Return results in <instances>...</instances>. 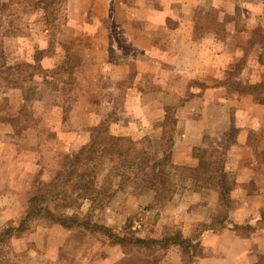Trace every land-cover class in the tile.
Here are the masks:
<instances>
[{"label": "crops", "instance_id": "obj_1", "mask_svg": "<svg viewBox=\"0 0 264 264\" xmlns=\"http://www.w3.org/2000/svg\"><path fill=\"white\" fill-rule=\"evenodd\" d=\"M133 2L136 8L131 6L130 10H126V24L122 29L128 40L130 38V47L141 51L145 60L131 57L122 63H117L114 58L110 30L111 21L119 19L118 0L67 2L68 22L60 38L75 35V39L79 40L82 36L86 37L87 44L83 49L87 54L78 61V68L82 65L90 66L95 72L92 80L101 82V86L97 87L96 91L92 88L91 92L87 93L91 98H95L94 95L100 97V100L94 102L86 98L82 105L83 99H79L72 107V116L80 113L79 118L82 119L79 122L72 120L56 123L55 128L51 127L58 131L56 139H60L62 143V150L58 154L66 155L72 146L87 143L90 137L88 128L96 126L104 115L116 111L114 100L119 95L124 98L121 109L123 118L112 122L111 133L133 141L161 129L166 107L185 103L188 116L178 117L182 132L175 142L172 161L178 169L173 175L180 181L177 185L178 191L188 192L189 202L177 203L175 208L180 209L178 212L182 211L183 206L188 208L204 201V193H217L214 189L206 187L196 189V184H187L182 179L183 174L180 173H183V170L190 172L199 167L200 160L194 153L195 149L207 148L206 137H210L215 143H226L230 130L236 131L225 163L226 171L232 180L231 199L235 202L232 203L229 222L235 227L205 236L204 248L207 254L197 258L194 264H264V104L256 101L253 89L250 88L249 93H240L227 85L236 66L245 60V48L254 32L264 31V0ZM142 2H145L146 7ZM205 6L219 11L222 27L221 30H207L200 41L194 42V15ZM143 10L148 12L149 25L157 26L143 28L128 23H137V20L132 18L140 15L139 12ZM168 20L175 26L169 27ZM88 27L91 29L87 30ZM162 31L167 34L168 39L165 41L162 36L158 37V33ZM80 33L83 35L79 36ZM147 35L153 38L149 48L138 41L141 36L146 38ZM134 38L138 39L135 41ZM80 48L81 46H76V54L81 52ZM53 60L55 61L47 58L43 63L52 67ZM145 64L154 65L148 66L146 76ZM258 64L259 62L252 61L250 65ZM246 69L235 80L241 81L246 87L257 85L260 82L259 73L247 76ZM81 77L82 75L78 76V80ZM145 77L147 79L143 81ZM149 80L153 82L148 89L154 85L152 93L146 88V81ZM164 80L168 82L164 89L166 93H163L161 84ZM157 82L160 87L156 86ZM104 95L107 96V101L101 99ZM53 110L59 113L63 111L56 106ZM9 126L10 129L13 128ZM28 131L29 129L26 132ZM7 133L14 132H9L8 129L5 134ZM14 147V137H7L6 141L0 142V191L13 188L15 176L20 178V184L25 186L23 181L29 180V176L36 171L34 164L29 169L25 168ZM40 155V159L47 157L44 153ZM55 160H59V156ZM60 164L49 165L47 168L51 169V173H55ZM38 167L40 168V165H37ZM26 192L28 194V191ZM25 193L22 192L21 198L18 199H5L6 206L0 210V228L12 222L14 225L18 224L28 207L29 197ZM215 202V199L208 202V208L217 209ZM190 209L178 216L179 220L170 214L176 224H183L186 237L191 234L192 224L209 223V217L197 215L194 211L190 213ZM239 227H251V230L249 233L240 234L237 230ZM64 233L67 232L59 227L50 229L49 247H59L60 240L54 238V235ZM179 252L172 250L169 253V263L182 264Z\"/></svg>", "mask_w": 264, "mask_h": 264}, {"label": "trees", "instance_id": "obj_2", "mask_svg": "<svg viewBox=\"0 0 264 264\" xmlns=\"http://www.w3.org/2000/svg\"><path fill=\"white\" fill-rule=\"evenodd\" d=\"M67 2L68 0H10L0 3V94L22 91L26 85L33 83L37 75H43L44 80L51 82L50 91L55 94L54 105L67 112L71 111L72 106H66L70 98L63 94L66 88L75 83L78 70L71 42L58 43L65 52L63 55L61 53L56 56V51L49 53L48 48H42L27 63L20 62L8 51L11 42L30 35L31 24L27 21L29 13L42 12L41 23L48 32L44 40L49 42L50 38H54L58 41L68 22ZM194 22V42L200 41L207 30H220L222 27L219 11L208 6L194 15ZM170 23L173 22L168 20V24ZM120 49L119 52L114 50L116 62L130 60L129 52ZM253 49L260 51L258 60L264 68V31L254 32L245 48V60L236 66L231 76L236 75L235 78H238L241 75L247 65V53ZM47 58H57L52 67L44 65ZM227 85L240 93H249L250 88L253 89L256 101L264 104V83L246 87L241 81L231 79L227 81ZM176 107H166L160 141L155 142L149 134L139 141L122 140L111 133L113 121L104 115L96 126L88 128L90 137L87 143L69 149L60 170L51 174L46 169L38 170L33 183L40 191L30 199L28 209L20 217L19 226L0 230V264H17L13 262L10 253L5 252L12 239L28 231L54 226L68 231H85L108 241L111 247L122 254L117 262L119 264H129L132 260H137V264H166L165 256L173 249L182 251L188 260L187 264H194L195 254L204 248L205 236L235 227L229 222L232 180L225 168L226 156L236 135L235 130L226 143H215L213 139L206 137L207 148L195 149L194 152L200 160L201 170H190L191 176L197 180L196 184H204L206 188L218 193L220 204L227 210L226 214L216 216L209 223L196 224L190 236L186 237L180 230H175L160 239L131 234L134 222L131 218L120 232L101 223V217L107 208L113 205L119 193L126 192L127 189L151 192L156 197L155 203L158 202L159 205L173 199L175 190L169 184L171 177L178 172L172 160L180 128ZM181 132L180 130V134ZM7 137L11 135H3L0 130V142L6 141ZM156 146L160 148L157 150ZM202 174L205 175L204 181L200 179ZM14 195L16 193L8 192V189L0 191V210L6 206L5 199ZM111 259L113 262L117 260Z\"/></svg>", "mask_w": 264, "mask_h": 264}, {"label": "rangeland", "instance_id": "obj_3", "mask_svg": "<svg viewBox=\"0 0 264 264\" xmlns=\"http://www.w3.org/2000/svg\"><path fill=\"white\" fill-rule=\"evenodd\" d=\"M10 0H0V3L2 2H9ZM120 9H119V18L117 21L116 19L112 20L110 25L111 30V42L113 46V53L114 50L116 52L121 51L120 48L126 49L129 52V56L133 58H138L141 60H145L144 54L135 49L130 47V38L128 40L126 34L124 33L122 27L124 24H126V16L125 12L126 10H130V7L136 8V5H133V0H118ZM145 5V2H142ZM158 6V5H156ZM126 7V8H125ZM143 7V8H145ZM202 8H200L201 10ZM197 11V10H196ZM199 11V10H198ZM124 14V15H121ZM145 10L139 12L140 15H138L135 18H132L134 20H137V23L134 21H129L128 23L130 25L143 27H151V26H157V25H149L150 20H147L149 18V15L147 14ZM196 13V12H195ZM125 16V17H124ZM27 21L31 24V32L29 36L19 38L16 41H13L8 46V51L13 54L15 58H18L20 62L27 63L33 60V58L36 56V54L40 51L42 48H48L47 52L49 53H55L56 56L62 55L65 53L64 50H61L58 43L62 42H71L74 46V55H75V61L78 64V61H81L82 58H84L85 54L87 52L85 49H83V46L86 47V37L82 36L83 34H79L80 37L79 40L75 39V35L71 36L66 35L67 37L60 38V35L58 37V41H55L54 38H50L49 42L44 40L45 36L48 34V32L43 27L42 22V12L38 13H29L27 17ZM128 21V19H127ZM167 25L175 26L174 23H170ZM115 28V29H114ZM91 29L90 27L87 28ZM221 30V29H220ZM216 31V30H213ZM116 32L115 37L112 38L113 33ZM52 35V34H51ZM162 36L163 40L166 39V33L164 31L158 33V37ZM132 37V36H131ZM75 39V40H74ZM133 39V38H132ZM135 41L138 38H134ZM78 41V42H77ZM141 44L144 46H147L149 48L151 42L153 41V38L147 37L141 38L138 40ZM47 42V43H44ZM129 42V43H128ZM76 46H81L80 53L77 52L76 54ZM49 50V51H48ZM127 52V53H128ZM260 51H256V49H253L252 51L247 53L248 59L247 61L249 64L245 67L247 68L245 72L248 74L247 76H253L252 73L260 75V82L264 83V68L260 65H250L251 62H259V56ZM114 58H116L114 56ZM57 58H55V61ZM54 61V60H53ZM54 61V63H55ZM149 61V60H147ZM54 65V64H52ZM146 65V64H145ZM148 66H154L153 64H148L146 67H144V75L146 76V72ZM244 68V69H245ZM95 72L93 71L90 66H79L78 70L76 71V81L73 84L72 87L66 88V90L63 92L64 95H68L70 98V102H66V106H74L80 99L85 103L86 98L88 100H94L96 102L97 100H100V97L91 98L87 93H90L92 88L96 91L97 87L101 86V82H94L92 80L93 75ZM82 75L81 79L78 80V76ZM236 75L230 76L229 80L233 79L235 80ZM147 78L145 77L143 81H145ZM236 81V80H235ZM153 81L149 80L146 81V88L148 89L149 85L152 84ZM50 81L44 80L43 75H37L34 78L33 83L26 85L22 91H16V92H9L7 94H0V130L2 134L4 135L6 130L9 129L10 131H13L14 133H7V135H11V137H14L16 142L15 150L18 152V155L22 158L20 159V162L25 166V168H30L33 164L35 165L33 168H35L34 174L29 176V180L25 179L23 181L24 185H21L20 178L14 177V186L13 188H8V192H15L16 195L12 197L13 199L21 198V193L28 191V194L25 193L30 199L36 195L40 188L34 185V179L37 177V171L38 170H47L51 174V169L47 168L49 165H55L56 163L60 164L61 169L66 155L58 154L62 150V143L61 140L58 138L56 139V136L58 135V131L52 129L51 127L55 126L56 123H62L67 121L74 120L75 122H79L81 119L79 118L80 113L72 116L70 111L67 112L63 109L61 113L58 111H54V103H53V96L55 95L52 91H50ZM158 83V82H157ZM167 81H163L161 84L163 86V91L166 88ZM103 85V84H102ZM156 86H161L160 83H158ZM151 93L154 92V85L151 86L148 89ZM163 93H166L165 91ZM62 95V94H61ZM60 96V95H57ZM101 97V99L104 101H107V96ZM61 98V97H60ZM123 97L120 95L118 97H115L114 104L116 111H112V113H108L105 115L109 116L110 121H116L123 118V114L121 113V109L123 106ZM66 100V98H65ZM61 101V100H60ZM81 105V106H82ZM58 107V106H56ZM71 107V110H72ZM177 116L179 118H182V116H188V113L186 112L185 103L181 102L180 105L177 107ZM101 120V119H100ZM180 120V119H179ZM59 121V122H58ZM164 123V122H163ZM12 125V129H10V126ZM54 127V128H55ZM181 128V126L179 125ZM180 128L177 133V138L180 135ZM29 129L28 132H26ZM31 129V130H30ZM66 129V128H64ZM230 135L233 134L234 130H230ZM161 129L160 130H154L149 133L150 136L153 137L155 142L160 141L161 137ZM6 135V134H5ZM148 135V134H147ZM3 137L1 136V139ZM120 138V137H119ZM122 140L127 141H133L130 138L127 137H121ZM57 140V142L55 141ZM141 140V139H140ZM1 141V140H0ZM139 141V140H138ZM79 147V146H77ZM160 147L156 146L155 149H159ZM51 149V150H50ZM10 153V151H7ZM14 152V151H13ZM64 152V151H63ZM44 153L47 157L40 159L41 155ZM57 154V155H56ZM59 156V160H55L56 157ZM261 157V156H260ZM61 159V160H60ZM37 165H40V168H37ZM11 168L13 167L10 165ZM57 170V171H58ZM198 170H201V165L199 164ZM56 171V172H57ZM55 172V173H56ZM182 179L186 181V183H190L191 185H195L197 180L193 178L191 172H186V170H183ZM201 174V173H200ZM200 179L204 181L205 175H200ZM190 177V178H188ZM29 182V184H28ZM187 183V184H188ZM180 184L179 179L175 176L171 177V181L169 186L175 190V194L173 199L170 202L165 203L164 205H159L160 203H155L156 197L151 192H139L134 191L133 189H127L126 192H121L115 199L113 205L104 212L102 215V221L101 223L105 226H108L110 228L115 229L117 232L122 231L125 228V225L127 223V220L129 218L132 219L133 227L131 228L130 232L132 233H138L141 236L144 237H152V238H162L166 236L167 234L171 233L175 230H180L183 235L185 236L183 232V224H176L174 220H172L170 217L175 216L178 219V216L180 217L184 212H188L190 209V213L194 211L193 213H197V215H206L208 218V221L211 222L212 219H214L218 215H224L226 214V208L222 206L219 202V195L218 193H204L203 198L201 202H198L196 206H191L186 208V206H183L184 208L180 210L178 207H176L177 203L184 202L185 204L189 202V194L185 191H178L177 185ZM202 184V183H201ZM196 189H203L204 187H207L206 185H198L196 184ZM133 190V191H132ZM201 195V194H200ZM199 197V196H198ZM216 200L215 204L218 206L217 209H212L211 207L208 208V202H212V200ZM232 203H235L234 201L230 203V210L232 211ZM144 207H142V205ZM29 207V202H28ZM27 207V209H28ZM140 208V209H139ZM26 209V210H27ZM231 211L229 212L231 215ZM171 214V215H170ZM229 215V216H230ZM179 220V219H178ZM13 223V222H12ZM6 224L2 228L5 227H18L20 224V220L18 224ZM204 223V222H200ZM206 223V222H205ZM204 223V224H205ZM199 223L192 224L193 227ZM137 225L139 227H137ZM59 227L60 226H54ZM52 227V228H54ZM0 228V230L2 229ZM52 228H38L34 231H28L25 232L22 236L18 238L12 239L8 246L5 249V252L10 253V257L12 258L14 263L17 264H119L117 263L118 260H120L122 257V254H120V251L109 245L108 241H105L101 237L94 236L88 232L85 231H68L65 230L67 233H64L62 235H54V238L59 239L61 245L57 248H50L49 245V231ZM63 229V228H62ZM240 234H246L249 233L251 230V227H239L237 229ZM192 233V231H191ZM191 235V234H190ZM180 251V255L182 258V264H187L188 260L186 257L183 256V253L179 249H173ZM195 254V258L193 261L197 258H200L203 255H206L205 248L199 249ZM172 251V250H171ZM170 251V252H171ZM51 252V253H50ZM53 252V253H52ZM111 258H116L117 260L115 262L112 261ZM178 259V258H177ZM128 261V260H127ZM137 260H132L129 262V264H137ZM170 259L167 255L165 256V263L166 264H172L169 263ZM193 262V263H194Z\"/></svg>", "mask_w": 264, "mask_h": 264}, {"label": "built area", "instance_id": "obj_4", "mask_svg": "<svg viewBox=\"0 0 264 264\" xmlns=\"http://www.w3.org/2000/svg\"><path fill=\"white\" fill-rule=\"evenodd\" d=\"M137 227H139V226L137 225Z\"/></svg>", "mask_w": 264, "mask_h": 264}]
</instances>
